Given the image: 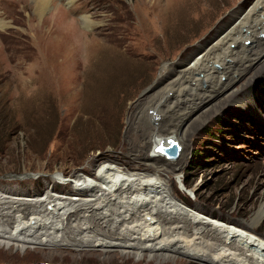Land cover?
Returning <instances> with one entry per match:
<instances>
[{"label":"rangeland","instance_id":"374dc122","mask_svg":"<svg viewBox=\"0 0 264 264\" xmlns=\"http://www.w3.org/2000/svg\"><path fill=\"white\" fill-rule=\"evenodd\" d=\"M259 1L0 0L8 25L0 29V182L13 191L44 188L68 197L71 181L74 187L80 177L94 183L106 162L150 174L132 151L140 148L138 133L155 125L145 116L133 131L132 115L147 109L184 63L231 35ZM263 10L255 13L264 20ZM260 39L264 33L252 34L242 48ZM231 57L213 66L232 70V91L201 113L192 109L203 92L220 87L217 80L160 100L161 124L187 129L182 156L176 162L160 157L180 165L181 181L167 176L177 202L239 228L262 217L251 233L264 238V60L252 65L246 54ZM17 245L0 248V264H209L178 255L128 256L100 245L94 251Z\"/></svg>","mask_w":264,"mask_h":264},{"label":"bare ground","instance_id":"6f19581e","mask_svg":"<svg viewBox=\"0 0 264 264\" xmlns=\"http://www.w3.org/2000/svg\"><path fill=\"white\" fill-rule=\"evenodd\" d=\"M50 1L35 0L36 3ZM66 1L70 4L74 0ZM263 9L264 0H260L250 14L243 16L238 22H246L245 27L244 24L235 22L234 27L229 29L231 35L221 38L209 49L204 48L202 55L184 63L177 72L178 78L156 94L154 102L147 109L132 115L131 121L135 123L133 131L143 124L145 116L155 125L148 128V133L144 136L138 133L140 148L132 151L136 152L132 153V158L148 166L152 175L141 172V167H119L113 164L122 166L117 161L106 162L98 167L94 183L80 177L75 180L79 187H74V182L71 181L64 189L68 197H54L44 188L34 194L13 191L0 182V248H11L18 244L19 248L23 246L25 249L31 248L28 246H38L94 251L92 247L100 245L103 249L128 251V256L135 252L141 257L150 253L162 259H170L171 255L186 256L209 264H264V238H256L251 233L256 230L262 217L239 228L206 217L197 209H186L174 199L175 190L172 181L167 178L174 176L180 180V165L168 163L154 151L163 139L177 141L181 147L180 156L186 149L184 145L187 129L162 125L163 120L159 115L160 100L169 98L170 94L181 96L189 87H199L200 82L217 80L220 87L213 92L206 89L198 97L202 102L196 108V103L193 105L189 102L191 108H195L192 109L195 114L201 113L223 94L232 91L237 79L232 75V70L215 68L220 65V57L228 62L231 56L238 58L239 55L243 57L246 54L252 65L264 60L262 39L260 42L255 41L246 52L242 48L244 42L252 38V34L264 33V20L255 13ZM84 22L94 25L89 17ZM6 27L7 23L0 18V29ZM247 70L248 68L245 72ZM196 72L202 75L196 78ZM222 77L226 78V82H220ZM97 162L98 160H94L92 165ZM60 173L64 175L66 172ZM88 173L92 174V171L89 170ZM40 194L45 195V198L30 201L25 199L39 197Z\"/></svg>","mask_w":264,"mask_h":264},{"label":"water","instance_id":"95a60500","mask_svg":"<svg viewBox=\"0 0 264 264\" xmlns=\"http://www.w3.org/2000/svg\"><path fill=\"white\" fill-rule=\"evenodd\" d=\"M155 153L164 157L169 161H174L179 158L181 153V147L177 141L173 139H167L159 142L158 146L154 149Z\"/></svg>","mask_w":264,"mask_h":264}]
</instances>
